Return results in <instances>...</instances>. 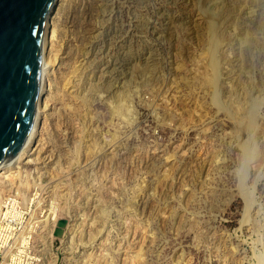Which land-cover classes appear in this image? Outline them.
Instances as JSON below:
<instances>
[{"label":"rangeland","instance_id":"obj_1","mask_svg":"<svg viewBox=\"0 0 264 264\" xmlns=\"http://www.w3.org/2000/svg\"><path fill=\"white\" fill-rule=\"evenodd\" d=\"M65 7L49 108L1 196L37 186L56 204L67 225L50 239L55 264H264V0ZM216 21L227 109L207 83ZM257 89L253 133L242 99ZM249 141L257 167L242 160Z\"/></svg>","mask_w":264,"mask_h":264},{"label":"water","instance_id":"obj_2","mask_svg":"<svg viewBox=\"0 0 264 264\" xmlns=\"http://www.w3.org/2000/svg\"><path fill=\"white\" fill-rule=\"evenodd\" d=\"M55 0H0V176L25 143L44 82L43 43ZM66 221L54 235L62 237Z\"/></svg>","mask_w":264,"mask_h":264},{"label":"bare ground","instance_id":"obj_3","mask_svg":"<svg viewBox=\"0 0 264 264\" xmlns=\"http://www.w3.org/2000/svg\"><path fill=\"white\" fill-rule=\"evenodd\" d=\"M67 3H68V0H55L54 1L52 13H51L50 19L48 21V24H47V27H46V30H45V35H44V43H43L44 82H43V87H42V93H41V96H40V100H39L36 112L34 114V118L32 120L30 129H29V134H28V137H27L25 143L23 144L19 154L15 158L14 162L12 163V165L0 176V189L2 188L3 182H4V184H6V179H9L11 176H15V174H17L16 171H15L17 165L19 163H21V164L25 163L26 159L29 157L30 149L36 144L37 127H38L39 123L42 120L41 119L42 115L44 116V114L46 113L47 108H49L48 105L51 102L50 101L51 98H49L48 96H45V95L48 93V91H50V87H51L50 74L54 75L55 67L57 65V62L59 61V54H60V50H61L60 41L62 39V33H61L62 17H63V14H64L63 11L66 8L65 6H66ZM210 24H211V30L212 31H211V38H210L211 41H210L209 52L208 53H209V58H210V60H209L210 61V65L212 67L213 77L208 79L207 83L209 84L210 87H212V90H213V101L215 102V104H217L218 107L221 108V109H227L226 107H224V106H226V105H224L225 103L221 102V95H220V92H219V85L220 84H219V81H218L219 64H218L217 55H216V49H215V47L218 44L217 43V38L221 34H220V32L217 31V25H218L217 21L216 22H211ZM242 43H243L242 45H245L244 48L245 47L246 48H250L251 47L250 46V42L248 40H243ZM52 82H53V80H52ZM231 84L233 85V82ZM53 85H54V82H53ZM230 87H231L230 88L231 89L230 90V95L228 96L229 101L232 100L231 99L232 95H234V93L232 94V90L234 89V86L232 87L230 85ZM257 90H258V96L257 97H255V98L252 97L246 90V92L244 94V99L245 100L242 99L243 101H245L244 102L245 106L243 105L244 107L247 106L248 102H250L251 105H252L251 106L252 109L251 110H247L248 112L245 113V116H246L247 121H248L247 126L251 130H253V128L257 127L256 124H257L258 115H257L256 112H259V111H255V109H256V107L258 105H261V103L263 101V92L261 90H259V89H257ZM119 106H117V107L115 106L114 110H116V111L118 110V112H119L120 111L118 109V108H120ZM243 106H242V108H243ZM236 107H237V109H239L238 105H236ZM243 110H246V109L243 108ZM257 110H259V109H257ZM239 111H240V109L237 111V114H238ZM241 114H243V113H241ZM241 114H240V118L244 117V116L241 117ZM238 117H239V115H238ZM234 118H235V116H234ZM246 118H244L243 120H245ZM260 119H261V116H260ZM261 120H263V119H261ZM261 120H258V121H261ZM130 121H131V118H130ZM132 121H133V118H132ZM240 131H237V132L240 133ZM255 131H256V129H255ZM253 133H254V130H253ZM250 144L251 145H248V146L244 145L242 147V158H243L242 160H243L244 163L254 162V163H256V167H257V166L261 165V158L257 157L258 156V151H257V149H255L252 146V142H250ZM256 180H257V175L255 173L254 182ZM245 197H246L247 200H249L248 199L249 196H247L245 194ZM2 199H3V197L1 196V190H0V209L2 207ZM52 203H53V201H52ZM249 203L246 202L247 208L249 206ZM50 205H51V203H50ZM54 205H56V204L53 203V205L51 206L53 208H50V212L49 213L54 211V207H55ZM57 207H58V204H57ZM49 213H48V217H51V215H49ZM104 214L105 213H103V215ZM101 215H102V213H101ZM59 219H60V217L58 215V209H57V214H55L53 216V218H51V221H53V222L51 223L50 219H49V222H48V220H46V218H45V221H43L42 225L40 226V229H39V232H38V238H41V242H40V245H39V250L37 252V256H38V263L37 264H55L56 263V254L51 249L50 239L52 238L53 230L55 228V224L59 221Z\"/></svg>","mask_w":264,"mask_h":264},{"label":"built area","instance_id":"obj_4","mask_svg":"<svg viewBox=\"0 0 264 264\" xmlns=\"http://www.w3.org/2000/svg\"><path fill=\"white\" fill-rule=\"evenodd\" d=\"M16 176H11L7 182H13ZM42 194L41 189L34 186L29 197H24L20 187L13 188L4 196L0 209V264L38 263L37 234L50 208H53L52 204L47 210L43 207ZM55 214L56 207L49 215L53 218Z\"/></svg>","mask_w":264,"mask_h":264}]
</instances>
